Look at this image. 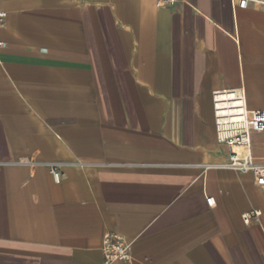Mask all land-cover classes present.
Segmentation results:
<instances>
[{
  "label": "crops",
  "instance_id": "crops-1",
  "mask_svg": "<svg viewBox=\"0 0 264 264\" xmlns=\"http://www.w3.org/2000/svg\"><path fill=\"white\" fill-rule=\"evenodd\" d=\"M0 9V264H104L106 233L133 243V264H264V186L223 165L213 102L245 88L264 111V5ZM252 152L264 163V131Z\"/></svg>",
  "mask_w": 264,
  "mask_h": 264
},
{
  "label": "built area",
  "instance_id": "built-area-1",
  "mask_svg": "<svg viewBox=\"0 0 264 264\" xmlns=\"http://www.w3.org/2000/svg\"><path fill=\"white\" fill-rule=\"evenodd\" d=\"M178 0H157L159 5H173ZM241 8H248L251 2L264 5V0H238ZM6 13L0 9V25H5ZM5 43L0 41V46ZM216 134L218 142L229 147L228 161L225 166L239 172H251L257 184L264 186V163L259 162L252 152V133L264 131V111L250 110L247 105L245 88L218 90L213 95ZM51 171L57 182H60L63 173L57 164L51 166ZM208 204L213 206L215 199L209 197ZM262 212L253 210L244 215V221H259ZM102 252L104 264L114 262L134 263L133 243L124 235L106 233L103 236Z\"/></svg>",
  "mask_w": 264,
  "mask_h": 264
}]
</instances>
